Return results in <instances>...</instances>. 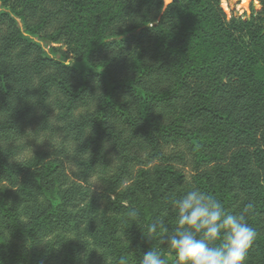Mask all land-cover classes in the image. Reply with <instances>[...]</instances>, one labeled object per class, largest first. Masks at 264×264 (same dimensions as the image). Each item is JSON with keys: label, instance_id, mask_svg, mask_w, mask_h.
Segmentation results:
<instances>
[{"label": "trees", "instance_id": "16d2710c", "mask_svg": "<svg viewBox=\"0 0 264 264\" xmlns=\"http://www.w3.org/2000/svg\"><path fill=\"white\" fill-rule=\"evenodd\" d=\"M257 2L0 0L3 264H138L150 248L176 264L143 234L157 217L175 230L193 185L228 212L253 205L244 264H264Z\"/></svg>", "mask_w": 264, "mask_h": 264}, {"label": "clouds", "instance_id": "9594fccd", "mask_svg": "<svg viewBox=\"0 0 264 264\" xmlns=\"http://www.w3.org/2000/svg\"><path fill=\"white\" fill-rule=\"evenodd\" d=\"M172 204L175 230L170 232L165 219L157 217L146 225L143 236L148 240L159 238L175 254L176 264H244L257 236L245 218L253 207L251 203L241 213H231L219 200L193 185L174 198ZM129 215L136 217L137 213L133 210ZM118 264H128V259L121 257ZM138 264H167V261L161 250L150 248Z\"/></svg>", "mask_w": 264, "mask_h": 264}, {"label": "rangeland", "instance_id": "374dc122", "mask_svg": "<svg viewBox=\"0 0 264 264\" xmlns=\"http://www.w3.org/2000/svg\"><path fill=\"white\" fill-rule=\"evenodd\" d=\"M171 1L174 0H164V5H167ZM221 6L226 11L227 14L234 11L237 14H242L243 12H249L250 5L257 7L258 2L257 0H220ZM19 25L21 23L19 22ZM34 40L38 38L34 37ZM41 45L43 46L44 50L47 51L48 47L46 46L45 42L40 41ZM167 264H170V257H168Z\"/></svg>", "mask_w": 264, "mask_h": 264}]
</instances>
